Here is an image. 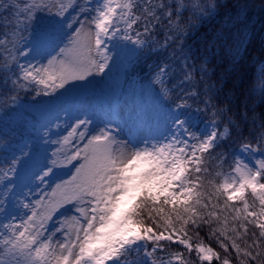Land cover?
Returning a JSON list of instances; mask_svg holds the SVG:
<instances>
[{"label": "snow or ice", "instance_id": "obj_1", "mask_svg": "<svg viewBox=\"0 0 264 264\" xmlns=\"http://www.w3.org/2000/svg\"><path fill=\"white\" fill-rule=\"evenodd\" d=\"M92 3L0 0L6 29L0 48L8 53L0 83L12 86L9 94L0 92V109L7 107L0 114V264H132L127 255L151 243L146 253L151 257L158 246L163 250L161 241L182 245L201 261L215 257L230 264L226 255L234 250L240 264H264V222L259 219L264 217V113L249 107L246 97L238 108L221 107L211 86L202 93L183 87L194 78L183 57L184 40L194 21L217 7L216 0ZM70 9L78 11L71 14ZM42 21L50 27L38 28ZM169 49L181 62L180 80H173L172 64L162 62L152 84L138 92L133 88L108 96L90 90L98 76L108 84L114 68L126 75L140 53ZM21 92L48 96L49 103L25 107ZM194 102L203 108L190 111ZM123 105L128 106L126 118L118 111ZM98 112L104 115L102 126L93 127ZM200 112L211 114V128L197 134L188 114ZM62 115L74 123H58ZM257 124L261 132L254 149L240 138ZM232 137L240 140L242 154L259 152L261 158L254 167L234 158L231 178L213 185L202 156L216 155L228 163L226 141ZM249 190L253 206L259 202L258 212L249 211L244 195ZM221 197L224 208L243 201L233 219L259 229L251 234L252 243L244 239L246 223L240 224L242 236L227 235V217L221 221L217 211ZM214 223L224 225L216 236L223 258L203 243L194 247L188 234L208 227L215 235ZM50 225L55 226L50 230ZM56 233L62 239L54 243ZM238 239H244L243 247Z\"/></svg>", "mask_w": 264, "mask_h": 264}, {"label": "trees", "instance_id": "obj_2", "mask_svg": "<svg viewBox=\"0 0 264 264\" xmlns=\"http://www.w3.org/2000/svg\"><path fill=\"white\" fill-rule=\"evenodd\" d=\"M216 4L217 7L210 10L208 16H202L198 21H194V27L189 30L184 40L183 57L192 66L194 78L191 82L185 83L183 87L189 90L195 89L202 93L206 85L211 86L214 102L221 107L228 104L231 108H238L240 99L246 97L249 107H254L257 114L264 113V81H259L260 73L264 71V0H216ZM5 15L7 14L5 13ZM48 27H50V22L47 21L38 24V28ZM4 31H6L4 18L0 16V33ZM6 59H8V53L0 48V80L5 76L2 69ZM162 62L172 64L174 81L182 78L181 62L173 58L171 49L161 50L155 54L151 52L140 53L139 60L134 64L133 69L145 76L150 69L149 65H159ZM201 65L204 66L203 71ZM12 79L15 77L13 76ZM254 85L257 86L254 87ZM11 87L10 82L8 85L0 83V92L7 95ZM47 99H49L48 96L36 95L33 92L20 93V103L29 108L33 107V104ZM198 107L202 109L203 105L194 102L190 110L195 112ZM35 108H42L41 103L36 104ZM4 111H7L6 106L0 109V114ZM198 114L202 117V122H209L211 119L210 113L200 112ZM260 132L261 129L258 124L251 129V133L248 128H245L244 135L240 139L246 142L251 141L252 146H254L256 145V137ZM226 144L228 145V163H222L216 158V155L210 156L205 153L202 156V166L207 170L206 175L213 185L224 183V175L232 169L231 165L235 153L240 148V140L236 137L226 141ZM2 145L3 140H0V147ZM209 191H214V188H210ZM223 199L224 197L220 198L217 211L221 221L225 216L227 217L229 229L227 235L236 237L239 234L242 236L243 228L240 227V224L246 222L234 220L233 217L237 215L235 209L243 208V201H233L231 207L224 208ZM246 199L249 203V211L258 212L259 202L256 201L255 206H253L254 197L251 196L250 190L247 192ZM212 202H216L215 196L212 197ZM259 219L264 222V217ZM145 223L159 231L150 221L146 220ZM223 226L222 223L212 225V228L217 230L215 235H213L212 229L208 227H204L198 235L191 229L188 234L192 244H209L223 258L226 254L216 239V236L219 235L218 230ZM176 227L179 228L180 225L177 224ZM233 227L237 228L236 233L230 231ZM246 227L248 228V236L244 239H247L248 243H252L251 234L255 231L258 235L259 229L254 228L252 223H246ZM244 239L237 240L242 247L244 246ZM225 243L230 244V241H225ZM160 244L163 246V250L158 246L151 257H147L145 253L152 250L153 245L150 243L145 251H133L132 254L126 256V259L131 260L133 264H147L151 261H155L157 264H221V261L217 259L212 262L201 261L192 252L190 253L184 246L177 243L161 241ZM261 244L264 246V240H261ZM177 255L181 256L182 260L177 259ZM226 258L232 264H240V260L235 257L234 250H230Z\"/></svg>", "mask_w": 264, "mask_h": 264}, {"label": "rangeland", "instance_id": "obj_3", "mask_svg": "<svg viewBox=\"0 0 264 264\" xmlns=\"http://www.w3.org/2000/svg\"><path fill=\"white\" fill-rule=\"evenodd\" d=\"M98 2H102V0H93L92 6L95 7ZM76 11H78V9H70V13L71 14H75ZM29 59H31V58H29ZM42 62L46 63V60L42 61ZM33 63H35V61H33ZM156 66L157 65H152V68L155 70ZM130 68H131V66L129 67V69ZM129 69L127 70L126 75H124L118 69L114 68L112 70V80L109 82L111 84H114V86H115V89H113L112 91L107 92L105 90V84H101L100 83V81H99L100 77L99 76L96 77L97 80L93 83L92 86H90V90L94 91L95 94H97V95L106 94L108 96H111L113 91L115 92L116 95L120 94L121 89L119 87L121 85L126 86V88H127L126 91H131L134 88L138 92L141 86L146 88L147 85L152 84V76H151V79L141 78L140 76H137V75H132L129 78H127ZM125 81H128L129 83H125ZM131 81H136L138 84L133 85V84L130 83ZM152 86L155 87V85H152ZM77 91H79V89ZM47 104H48V102H45L43 104V106H45ZM118 111H120L121 114L126 118L127 114H128V106L127 105H123L120 109H118ZM97 115H98L99 118L97 120H95V122L93 124V127H95L96 125H101V121L104 119V115H103L102 112H98ZM188 116L190 117L188 122H189V124L194 126L195 130L197 131V134L207 133L208 131H210L211 126L209 124H200V119L198 118V116H196L194 114H191V113H189ZM181 118L185 119V118H188V117H186L183 114H181ZM65 121H67L69 124L74 123V121L70 120L66 115H62L60 120L58 121V123L63 124ZM54 131H55V129H54ZM61 131H62V129H61ZM52 138L55 139L56 137L53 136ZM252 147L254 149L256 148V146H252ZM51 150H52V146H50V152H51ZM260 158H261V156H260L259 152H257L256 155H253V156H250V157L247 154H242L239 151V149L235 153V159H241L242 162H247L249 167H254L256 162ZM63 171H67V169H64ZM231 174H232V169L229 170L224 175V183L231 178ZM65 178H67V177H65ZM25 191H27V189H25ZM244 195H245V198H246L247 192ZM236 202H242V201L237 200ZM60 211L63 212L64 210L62 209ZM56 216H60V213H57ZM61 218L63 219V218H66V217H61ZM54 219H55V217H54ZM69 223H70V226L72 228L76 227L74 224H71V221H69ZM54 226L55 225H50V230L52 228H54ZM165 234L167 235V233H165ZM61 239H62L61 234L60 233H56V236L54 237V243L56 241L61 240ZM204 245H206L207 247H211L215 251V249L211 245H209V244H204ZM193 246L195 247V245H193ZM141 249H143V248H141ZM192 253L196 257L199 258V256L194 251ZM214 259H216V258L213 257V260ZM206 262H208V261H206ZM230 264H232V263L230 262Z\"/></svg>", "mask_w": 264, "mask_h": 264}]
</instances>
